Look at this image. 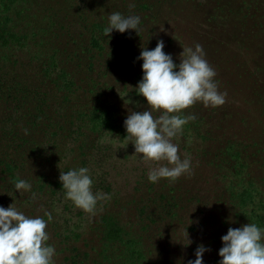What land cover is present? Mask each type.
<instances>
[{"label":"rangeland","instance_id":"1","mask_svg":"<svg viewBox=\"0 0 264 264\" xmlns=\"http://www.w3.org/2000/svg\"><path fill=\"white\" fill-rule=\"evenodd\" d=\"M114 12L139 16L137 33L105 36ZM1 16L28 44L0 39V80L18 74L17 84L37 91L25 113L41 99L47 107L36 127L25 122L22 129L46 156L43 163L27 161L25 172L46 180L35 187L26 174L31 191L22 193L15 183L2 185L0 207L12 204L46 221L51 213L45 230L54 264H188L198 245L207 249L202 264H219L228 228L254 223L264 230V0H17ZM158 40L176 64L183 49L200 44L218 91L227 95L222 106L197 102L183 110L195 119L172 142L190 160V172L153 183L150 169L166 162L145 164L131 143L122 146L128 110H147L135 89L143 76L136 58L142 45L152 50ZM64 52L78 53L66 76L58 67L66 68ZM52 81L63 86L54 89ZM92 104L111 113L107 123L95 126L84 116ZM5 108L0 102L4 151L2 132L14 126L7 117L16 121V110ZM81 167L89 169L92 191L111 197L98 202L94 215L67 200L59 181L60 172ZM108 221L119 227L114 239L125 242L106 239Z\"/></svg>","mask_w":264,"mask_h":264},{"label":"clouds","instance_id":"2","mask_svg":"<svg viewBox=\"0 0 264 264\" xmlns=\"http://www.w3.org/2000/svg\"><path fill=\"white\" fill-rule=\"evenodd\" d=\"M129 7H134V4ZM139 24V16L114 12L108 16L104 35L109 37L113 30L120 33L135 30L137 33ZM163 48L162 40H158L152 50L141 46L136 59L143 61V76L135 89L137 95L145 99L147 110H128L124 121L126 143L122 146L131 143L134 154L140 156L145 164L166 162L150 169L148 180L153 183L161 178L175 181L190 172V160H182L178 145L172 142L182 134L183 127L195 119L194 115H182L183 110L197 102L204 107L222 106L227 95L218 91L214 80L216 72L204 58L200 44H196L194 49H183L178 64L173 62L170 54H165ZM135 106L139 107V104ZM157 112L159 115L154 116L153 113ZM59 181L65 190V198L85 213L94 215L98 202L111 198L92 191L93 181L86 167L60 172ZM14 187L18 193L31 191V185L23 179H18ZM32 199H36L35 193ZM44 215L47 221L41 217H27L12 204L7 209L0 207V264H54L55 248L46 244L49 236L45 230L52 215L47 211ZM262 238L264 230L254 223L228 228L227 234L221 237L222 247L218 255L222 259L219 264H264ZM186 239L187 244L192 243L187 232ZM205 251L207 249L203 245H198L195 260H189L188 264H202Z\"/></svg>","mask_w":264,"mask_h":264},{"label":"trees","instance_id":"3","mask_svg":"<svg viewBox=\"0 0 264 264\" xmlns=\"http://www.w3.org/2000/svg\"><path fill=\"white\" fill-rule=\"evenodd\" d=\"M15 2H17V0H0V13H1L0 14V18H1L0 19V39L6 40L7 38H11L13 41L22 42V45L25 46L26 44H28L27 36L25 34H17L13 30H11V28L6 26L5 24L6 17L1 16L3 13L6 14V12L10 10V6L13 5ZM2 21L4 22V24H2ZM9 22L11 21L9 20ZM39 51L40 49H38L36 52H39ZM77 54H73V53L70 54V53L64 52L63 56L66 59L65 61L66 68L60 65H58V67L60 68L59 70H61V72L65 74V76L67 74L68 66H70L69 68H71V66L74 67V64H75L74 60L78 56ZM42 67H44V65ZM86 68L88 72L89 66H87ZM55 69L56 67L52 68V70H55ZM45 70L49 71V66H46ZM79 72L80 74H85V70H79ZM4 76H7L9 78H7V81L0 80V102H3L5 104L6 112L11 110V113H13L14 109L16 110V116H15L16 121L13 120L11 115L7 117V114H6L7 119H9V121H11L10 123H12L14 126L9 128L10 131L2 132L4 134L2 140L4 142L8 140L9 150L7 149L8 151L7 150L4 151L3 149H0V190L2 189V185L7 186L8 184L10 185L12 183H16L18 179L25 180V178L27 177L26 174H30L28 175V177L31 178L34 182H36L35 184V187H36L38 181L40 183H43V181H45L46 178H41V177L33 178V176L31 175L32 174L31 171H30L31 173L25 172L26 162L37 160V161H41L40 163H43V161L46 159V156L43 155L42 153H38V151L34 148L35 144H33V141L32 142L30 141L31 137L28 136L29 133L24 135V132H23L24 130L22 129H26L23 127V124H25V122L28 125H33V127H36V125L39 124L38 121L44 118L43 116L44 110L41 108V106L43 107L45 105L47 107V99H41L42 101H40V104L37 107L35 106L33 108L29 107L27 109L28 113H25L24 108L27 105L33 106L31 101L34 99V94H37L36 93L37 91L33 89H29L27 87H21L20 84H17L15 80L17 79L18 74H16L14 77L11 75V73L8 75H4ZM88 78H92V77L88 76ZM93 83H94L93 81H91V83L88 82V85L92 86ZM50 84L52 85V88L54 89H57L59 86L60 87L63 86V85L61 86L57 84L56 81H52ZM70 86L73 89L75 87L72 84H70ZM66 97L67 96H64V99H66ZM9 102H12L14 107L11 104H8ZM95 106L96 105H93V104L91 106H88L89 109L87 110V113L84 114V116H87L88 119L91 121V123H93L95 126L100 125V123H107L108 118L110 117L111 113L108 110H100L96 108ZM16 128H18V130L14 132V129ZM45 131L46 129L43 128L41 129L40 132L44 134ZM41 133H39V135L43 137ZM0 137H1V134H0ZM14 151L16 152V156L17 155L18 157L20 156L19 157L20 160H16L15 158H13L15 156ZM28 151H31V152H28ZM40 174H43V172H40ZM107 228H108V231H107L108 234H107L106 239L108 241H112L114 238L119 236V231H118L119 227L116 224H114V222L108 221ZM114 240L116 241L119 239H114ZM119 241L125 242L124 240H119ZM121 244H122L121 246L124 247L128 245L129 242L127 244L126 243L124 244L121 243Z\"/></svg>","mask_w":264,"mask_h":264}]
</instances>
